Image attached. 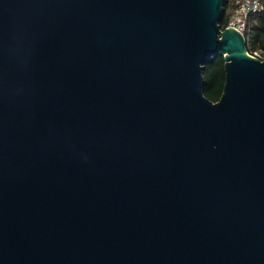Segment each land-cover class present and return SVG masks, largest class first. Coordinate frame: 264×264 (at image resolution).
<instances>
[{
	"label": "water",
	"instance_id": "water-1",
	"mask_svg": "<svg viewBox=\"0 0 264 264\" xmlns=\"http://www.w3.org/2000/svg\"><path fill=\"white\" fill-rule=\"evenodd\" d=\"M225 3L0 0V264H264V59Z\"/></svg>",
	"mask_w": 264,
	"mask_h": 264
},
{
	"label": "trees",
	"instance_id": "trees-1",
	"mask_svg": "<svg viewBox=\"0 0 264 264\" xmlns=\"http://www.w3.org/2000/svg\"><path fill=\"white\" fill-rule=\"evenodd\" d=\"M262 7L260 10L253 12L248 19V48L264 50V0H261ZM234 7L229 3H225L224 15L221 19V26L225 28ZM206 84L204 93L213 101H217L223 91L225 82L224 57L218 54L206 62L204 69Z\"/></svg>",
	"mask_w": 264,
	"mask_h": 264
},
{
	"label": "built area",
	"instance_id": "built-area-1",
	"mask_svg": "<svg viewBox=\"0 0 264 264\" xmlns=\"http://www.w3.org/2000/svg\"><path fill=\"white\" fill-rule=\"evenodd\" d=\"M226 2H229L234 7L226 27H235L242 32L246 38L248 47V19L253 12L261 9V0H226ZM248 52L253 56L264 59V50L262 49L248 48Z\"/></svg>",
	"mask_w": 264,
	"mask_h": 264
}]
</instances>
